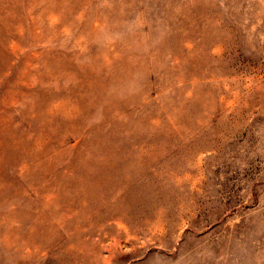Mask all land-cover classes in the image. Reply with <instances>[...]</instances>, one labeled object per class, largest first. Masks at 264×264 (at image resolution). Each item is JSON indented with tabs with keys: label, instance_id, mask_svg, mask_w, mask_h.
I'll return each instance as SVG.
<instances>
[{
	"label": "rangeland",
	"instance_id": "obj_1",
	"mask_svg": "<svg viewBox=\"0 0 264 264\" xmlns=\"http://www.w3.org/2000/svg\"><path fill=\"white\" fill-rule=\"evenodd\" d=\"M0 264H264V0H0Z\"/></svg>",
	"mask_w": 264,
	"mask_h": 264
}]
</instances>
